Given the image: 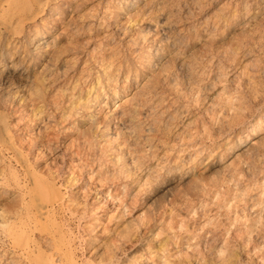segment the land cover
<instances>
[{"label":"clouds","instance_id":"obj_1","mask_svg":"<svg viewBox=\"0 0 264 264\" xmlns=\"http://www.w3.org/2000/svg\"><path fill=\"white\" fill-rule=\"evenodd\" d=\"M0 264H264V0H0Z\"/></svg>","mask_w":264,"mask_h":264},{"label":"rangeland","instance_id":"obj_2","mask_svg":"<svg viewBox=\"0 0 264 264\" xmlns=\"http://www.w3.org/2000/svg\"><path fill=\"white\" fill-rule=\"evenodd\" d=\"M84 180H85V182H86L87 178L85 177ZM83 185H84V184L82 183L80 186H78V188L76 189V191H80V190L84 187ZM79 188H80V189H79Z\"/></svg>","mask_w":264,"mask_h":264},{"label":"bare ground","instance_id":"obj_3","mask_svg":"<svg viewBox=\"0 0 264 264\" xmlns=\"http://www.w3.org/2000/svg\"><path fill=\"white\" fill-rule=\"evenodd\" d=\"M84 186V185H83ZM80 189V188H79Z\"/></svg>","mask_w":264,"mask_h":264}]
</instances>
